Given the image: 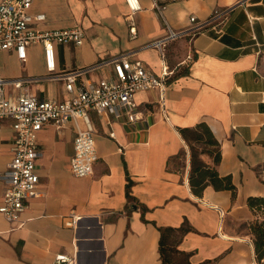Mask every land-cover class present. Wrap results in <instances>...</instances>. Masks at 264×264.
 Masks as SVG:
<instances>
[{
  "label": "crops",
  "instance_id": "0c3cea01",
  "mask_svg": "<svg viewBox=\"0 0 264 264\" xmlns=\"http://www.w3.org/2000/svg\"><path fill=\"white\" fill-rule=\"evenodd\" d=\"M138 1L140 9L130 20L126 0H33L30 13L44 14L31 21L33 28L79 25L84 30L80 45L55 46L58 70L126 53L159 73V53L145 44L164 35L165 24L180 30L191 15L203 19L214 8L229 11L220 35L208 26L166 45L165 57L175 73L162 99L159 88L135 92L142 112L135 121L88 111L98 155L91 174L75 176L69 169L72 122L46 123L38 131V195L18 221L0 213V264H53L59 253L72 264H260L249 228L256 213L247 198L264 197V0ZM154 2L163 6L162 15ZM190 49L192 62L179 64ZM46 73L42 44L28 46L23 61L13 49L0 50L2 76L31 77L19 87L7 84L8 97L68 98L64 81ZM111 73L112 65L105 64L78 81ZM199 123L209 128L220 158L215 162L214 152L199 157L220 176L230 175L234 193L212 184L200 195L192 192L191 149L179 129ZM191 143L197 150L215 149L202 141ZM11 145L6 120L0 131V173L11 158ZM3 190L0 178V203ZM215 206L224 210L221 221Z\"/></svg>",
  "mask_w": 264,
  "mask_h": 264
},
{
  "label": "built area",
  "instance_id": "2783aa9c",
  "mask_svg": "<svg viewBox=\"0 0 264 264\" xmlns=\"http://www.w3.org/2000/svg\"><path fill=\"white\" fill-rule=\"evenodd\" d=\"M32 2L33 0H0V50L13 49L17 58L23 61L27 56L28 46L33 43L42 44L47 76L63 80L70 96L58 100L24 93L13 99L5 94V86L7 84L22 86L31 77H4L0 74V131L6 120H9L12 130L11 158L0 173V178L4 182L0 213L8 221H18L27 202L38 195L39 176L36 171V160L42 154V150L37 142V133L46 123L60 127L65 122H72L75 136L69 169L75 176L91 174L98 155L88 111L106 112L116 119L135 121L142 114L134 100L135 92L159 88L162 99L166 81L175 73V69L170 67L165 57L166 45L185 35L192 38L208 26L220 35L229 11V8H214L203 19L191 15L187 27L180 30H174L165 24L166 33L145 44L154 47L159 53L161 59L159 73L144 68L139 61L130 59L126 53L92 64L58 70L55 46L64 43L80 45L84 40V30L79 25L51 29L33 28L30 25L31 21L44 19V14H31L29 9ZM126 2L131 20V15L140 9V4L138 0ZM154 6L162 15L163 6L156 2ZM130 31L135 33L133 25ZM193 58L190 49L179 64L188 65ZM105 64L112 65L110 75L103 76L97 81H78L83 74ZM162 115L167 118L164 109ZM82 122L85 125L82 126L80 124ZM215 207L221 221L224 210L219 206ZM72 221H75V218ZM72 261L66 254L59 253L55 255L53 264H72Z\"/></svg>",
  "mask_w": 264,
  "mask_h": 264
},
{
  "label": "trees",
  "instance_id": "16d2710c",
  "mask_svg": "<svg viewBox=\"0 0 264 264\" xmlns=\"http://www.w3.org/2000/svg\"><path fill=\"white\" fill-rule=\"evenodd\" d=\"M199 128L202 129V133L205 135L204 139L202 133L197 132ZM179 131L191 149V167L188 176V183L192 192L196 195H200L205 185L212 184L216 189H231L234 193L235 186L231 182L230 175L220 176L213 166L206 164L199 157V153L207 152L210 155L214 154L213 160L215 162L220 158L219 148L218 146H215L217 145V142L212 138L207 125L199 123L193 128H181ZM193 139L197 142L202 141L205 145H214L215 149L203 146L200 150H197L191 143ZM212 152L214 153L212 154ZM247 204L256 213V217L249 224L250 231L254 237L253 243L255 257L260 264H264V197L249 196L247 198Z\"/></svg>",
  "mask_w": 264,
  "mask_h": 264
},
{
  "label": "rangeland",
  "instance_id": "374dc122",
  "mask_svg": "<svg viewBox=\"0 0 264 264\" xmlns=\"http://www.w3.org/2000/svg\"><path fill=\"white\" fill-rule=\"evenodd\" d=\"M24 73H25V70H24ZM260 177H261V180H263V182H264V172H260Z\"/></svg>",
  "mask_w": 264,
  "mask_h": 264
}]
</instances>
